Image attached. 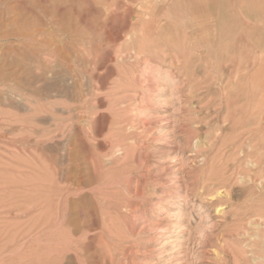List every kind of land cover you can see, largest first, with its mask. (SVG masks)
Returning a JSON list of instances; mask_svg holds the SVG:
<instances>
[{
  "label": "rangeland",
  "instance_id": "1",
  "mask_svg": "<svg viewBox=\"0 0 264 264\" xmlns=\"http://www.w3.org/2000/svg\"><path fill=\"white\" fill-rule=\"evenodd\" d=\"M98 22L91 0H0V264H264V38L215 40L192 74L168 73L162 47L146 67L119 52L117 21L102 74ZM68 134L86 144L71 174ZM246 155L256 192L232 173ZM211 161L230 178L219 212L199 190Z\"/></svg>",
  "mask_w": 264,
  "mask_h": 264
},
{
  "label": "bare ground",
  "instance_id": "2",
  "mask_svg": "<svg viewBox=\"0 0 264 264\" xmlns=\"http://www.w3.org/2000/svg\"><path fill=\"white\" fill-rule=\"evenodd\" d=\"M91 2L95 7V11L99 19L98 33L100 35L102 34V36L104 34H107L108 36L107 39L101 37L100 45H99L100 49L98 48L99 55L96 60V67L98 68L100 72H102V74L104 73V70L108 68V64L113 60V59H109V63L107 61H105L106 63H104L103 55L105 51L102 49L103 47L102 45L104 44V47H105V45H108L113 42L110 39L111 37H113V33L111 31L112 29L110 28H111V25H114L115 22L117 21L121 23V27H122L121 28L122 30L119 31V34L126 41L125 44L123 45L121 44L122 46L119 52L120 53L127 52V57H129V59L135 58L137 59V61H139L138 64H141L144 67H146L148 66L152 58V56L149 55V51L151 52V50H153L154 48L162 47V49L160 50V53L162 54L167 53L168 59H169V61H167L165 58L166 62H168L167 66L169 67V71H166L168 73L172 72L174 69H177L179 71L186 72V73L187 71L188 72L190 71L189 73L192 74V72L194 71L192 68V62H194V60L200 57V55L202 54H204V56L207 55V53L210 54L212 52L211 49H212L213 41L215 40H218L219 42L221 41L220 43L229 40L230 42L229 41L227 42L231 43L235 49L239 50L241 49V46L244 43V41H247L248 43L254 46L259 38H264V36H261L258 33V28H259V23H260V7H261L260 0H91ZM165 5H167L168 14H164V13L162 14L161 13L162 11L159 10L160 6H165ZM263 21H264V16H263ZM180 26L183 29H179ZM174 27H176L175 31L172 30V28ZM155 34L158 35L157 38L155 37ZM199 47L204 49L203 52L201 53L199 52L198 50ZM251 52L255 53L254 48L251 49ZM173 59L175 60L173 61ZM156 66L160 68L162 67V63L157 64ZM257 73L258 71L255 70L249 76V81H251V84L253 86L254 84H256ZM253 90L254 92L252 93V95L254 94L255 96V89ZM228 91L229 89L227 88V86H224L223 92H224L225 97L228 96L227 95ZM254 96H252V98ZM236 100H237V97H236ZM242 123L243 122H240L237 119L233 123V126H232L233 135H232V138H229L231 142L235 140V142L232 143L233 147H236V144H239V138L243 137L242 136L243 134L241 131ZM255 126H258V129L252 128ZM259 127H261V124L259 122H255L254 119L248 120L247 122V129H249L248 137L255 138L256 135L261 130V128ZM194 130H191V131H193V133L196 134L197 132L195 133ZM91 133L92 132L90 131V134ZM91 136L93 135L91 134ZM221 140H222V145L226 144L229 141L228 137L223 134L221 135ZM195 143H197V141ZM65 145H66L65 154L67 155V160L69 162V164L67 165V172L70 173L71 170L73 169V165L71 164L72 161H73V164L75 163L73 159L74 158L77 159V156H79L78 153L81 152V150L83 149V147H85L86 144L83 138H80V139L75 138V140H72L71 134H68V136H66ZM261 147L264 148V145ZM121 150L122 149L120 147H117V153L114 154L112 160L113 159L115 160L118 154H121ZM252 154L253 156H255L257 153L252 152ZM256 164L257 163L255 161H252L251 155H248V156L246 155V157H244V160L242 159L240 163L238 161V165L233 164V166L235 167L232 172L234 175V179L236 181H244L246 184L249 183V187L254 189L255 192L259 189L257 186V180H256L257 178L256 174L259 169L257 170L253 168L256 166ZM76 167L77 168L80 167L79 164ZM93 167H94L95 174H99L96 172L98 169L95 166ZM101 167L103 168V166ZM262 168H264V160H262L261 169ZM207 169H209V171L207 170L208 174L206 173L207 175L205 174L206 176L205 177L203 176V181H202V184L200 183L201 187H199V190H200V193L203 194V196H206L205 197L206 199L203 201L206 203V205H212V204L215 205V203H218L217 212H219L220 210L224 209L223 201L225 198L223 190L221 189L225 190L228 187L230 183L229 182L230 178L226 177V172H225L226 165L224 163L218 164L215 161H211L208 164ZM201 171H203V169ZM82 172L84 171L82 170ZM200 174L202 173H199V176L197 177H200ZM72 176H75V175H72ZM78 177H79V174H78ZM53 178L55 179V177ZM56 180H57V177H56ZM79 184H81V182L78 183V185ZM69 186H71V183ZM74 187H76V185L73 186V188ZM74 191L75 190H73V193H76L78 190H76L75 192ZM80 193H82V191ZM80 193L77 195L79 199L78 201L80 202L81 200L82 201L86 200L83 198V194H80ZM60 197H62V195L59 196L58 201L60 200ZM62 199H65V198L63 197ZM65 201L66 202H64V204L67 203V199H65ZM98 205L100 204L98 203ZM55 206L56 204L54 205V208ZM58 209L59 208H57V210ZM73 209H74V205H73ZM75 213H76V210H75ZM75 213L73 214L75 215ZM64 219L65 218L63 217L61 221L62 223ZM56 224L54 226H57ZM59 224L60 223H58V227H59ZM54 228H57V227H54ZM64 229L65 228H63V232H64ZM78 230H79V227H78ZM56 232H59V231H56ZM70 235L72 236L73 234L71 233ZM71 240L72 238L70 239V241ZM55 245L56 244H54V246Z\"/></svg>",
  "mask_w": 264,
  "mask_h": 264
}]
</instances>
